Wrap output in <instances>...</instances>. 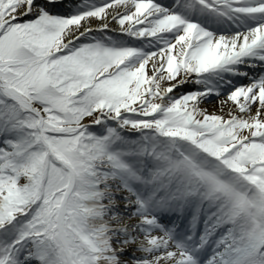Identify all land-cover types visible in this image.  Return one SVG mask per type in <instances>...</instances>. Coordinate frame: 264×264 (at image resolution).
Masks as SVG:
<instances>
[{
    "label": "snow or ice",
    "instance_id": "6c2138e0",
    "mask_svg": "<svg viewBox=\"0 0 264 264\" xmlns=\"http://www.w3.org/2000/svg\"><path fill=\"white\" fill-rule=\"evenodd\" d=\"M0 264H264V0H0Z\"/></svg>",
    "mask_w": 264,
    "mask_h": 264
},
{
    "label": "bare ground",
    "instance_id": "6f19581e",
    "mask_svg": "<svg viewBox=\"0 0 264 264\" xmlns=\"http://www.w3.org/2000/svg\"><path fill=\"white\" fill-rule=\"evenodd\" d=\"M214 105H209V110H211V108L213 107Z\"/></svg>",
    "mask_w": 264,
    "mask_h": 264
}]
</instances>
